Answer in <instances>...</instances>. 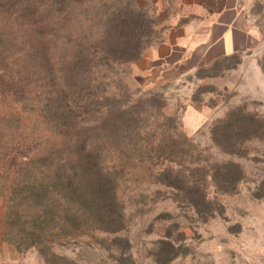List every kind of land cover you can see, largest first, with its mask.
<instances>
[{"label": "rangeland", "instance_id": "rangeland-1", "mask_svg": "<svg viewBox=\"0 0 264 264\" xmlns=\"http://www.w3.org/2000/svg\"><path fill=\"white\" fill-rule=\"evenodd\" d=\"M123 1L152 21L150 47L160 43L169 10L159 0ZM248 11L264 38V0H250ZM102 16L93 31L104 29ZM263 59L264 51L240 54L176 81L151 80L133 64L101 69L112 95L161 97L139 135L98 147L116 173L121 218L108 225L97 215L99 199L55 188L51 207L39 198L0 199V264H264ZM240 109L261 120L260 132L233 140L225 153L214 126ZM224 164L235 179L228 193L219 187ZM169 170L181 172L170 180L178 190L160 184Z\"/></svg>", "mask_w": 264, "mask_h": 264}, {"label": "trees", "instance_id": "trees-1", "mask_svg": "<svg viewBox=\"0 0 264 264\" xmlns=\"http://www.w3.org/2000/svg\"><path fill=\"white\" fill-rule=\"evenodd\" d=\"M101 16L104 29L93 31ZM151 28L152 21L123 0L112 8L103 0H0L1 200L39 198L51 207L55 188L99 199L100 220L118 222L116 173L98 147L139 135L143 115L161 97L112 95L100 72L139 61L150 47ZM260 65L264 72V59ZM259 125L244 110L233 111L214 126L213 140L222 148L246 133L256 136ZM228 167L217 168L225 193L235 180ZM180 173L162 172L168 180L160 184L178 190L170 180ZM59 207L67 211L65 203Z\"/></svg>", "mask_w": 264, "mask_h": 264}, {"label": "crops", "instance_id": "crops-1", "mask_svg": "<svg viewBox=\"0 0 264 264\" xmlns=\"http://www.w3.org/2000/svg\"><path fill=\"white\" fill-rule=\"evenodd\" d=\"M158 3L169 10L163 37L133 63L151 80L176 81L224 57L264 51V38L249 15L250 0H159ZM261 69L259 74L263 75Z\"/></svg>", "mask_w": 264, "mask_h": 264}]
</instances>
